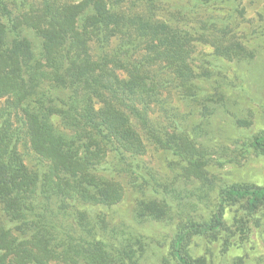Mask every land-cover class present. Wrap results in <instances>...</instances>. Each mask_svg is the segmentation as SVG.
I'll return each mask as SVG.
<instances>
[{
	"label": "trees",
	"instance_id": "trees-1",
	"mask_svg": "<svg viewBox=\"0 0 264 264\" xmlns=\"http://www.w3.org/2000/svg\"><path fill=\"white\" fill-rule=\"evenodd\" d=\"M193 14L180 6L157 15L105 0H40L13 16L0 0V100L7 98L0 106V204L12 225L0 226V264H144L148 240L138 226L150 221L172 225L174 264H207L188 249L192 238L220 232L233 201L251 211L264 205V186H217L211 175L214 163L264 157V132L243 140L234 136L237 124L221 134L227 77L196 70L194 58L198 43L229 61L253 56L219 21L207 32L189 28L184 19ZM28 30L41 40L39 54ZM113 38L117 45L108 49ZM148 65L170 72L198 121L177 119L161 98L166 82ZM23 140L39 158L35 170L24 162ZM147 141L175 158L179 183L160 182L140 160ZM121 175L138 194L136 225L93 209L121 201Z\"/></svg>",
	"mask_w": 264,
	"mask_h": 264
},
{
	"label": "rangeland",
	"instance_id": "rangeland-1",
	"mask_svg": "<svg viewBox=\"0 0 264 264\" xmlns=\"http://www.w3.org/2000/svg\"><path fill=\"white\" fill-rule=\"evenodd\" d=\"M11 9L13 16L28 11L32 6L40 5V0H4ZM57 2L74 3L80 0H55ZM108 5L117 10L130 12H145L168 15L178 8H191L193 15L184 20L191 29L199 32L212 30L216 21L223 24L229 31V37L241 41L253 57L238 63L234 60L217 57L213 53L211 44L198 43L194 56L196 70L200 67L209 69L219 78L225 75L229 83L227 89L228 101L225 109L229 111L227 117L217 118L222 126V133L233 132L234 125H239L237 138H248L250 135L264 132V0H202V4L189 0H105ZM32 40L35 53H40L41 40L33 30L26 32ZM117 39L110 41L108 49L117 45ZM92 52L98 56V48L93 43ZM146 70L157 74L166 82L162 85L161 98L167 105L174 108L173 113L182 122L198 121L196 110L190 116L191 104L185 102L175 87L170 72L162 69L160 65L146 66ZM171 82V83H170ZM7 98L0 100L4 106ZM193 108H195L193 106ZM165 114V115H164ZM163 115H169L165 112ZM171 114V113H170ZM20 112H14L12 119L17 125ZM168 120V119H167ZM238 120H243L240 125ZM52 122L57 129L65 131L60 118L52 116ZM218 135V133H215ZM220 138L219 136H216ZM24 162L31 169H37L40 164L38 156L23 140L20 145ZM218 156V155H216ZM174 157L161 149L156 148L147 141V152L140 157L147 169L155 175L160 182L174 181L179 183L174 171ZM211 165V164H210ZM211 175L216 179L217 186L251 183L264 186V157L249 153L240 160L232 161L219 166L214 163L208 167ZM123 185L121 201L112 207L93 208L97 212H104L115 221L125 219L134 224L132 212L138 194L130 186L126 176L118 177ZM136 225V224H134ZM0 226L11 227V223L3 212L0 204ZM148 240L146 251L142 258L144 264H164L170 260L173 227L165 221H150L138 226ZM188 249L195 256H205L207 264H264V205L251 211L244 200L233 201L227 209L223 229L215 234H202L192 238ZM54 264H65L55 262ZM165 264H174L172 260Z\"/></svg>",
	"mask_w": 264,
	"mask_h": 264
}]
</instances>
